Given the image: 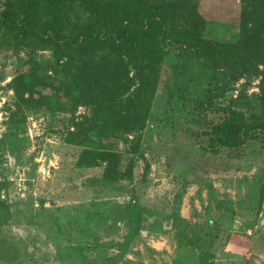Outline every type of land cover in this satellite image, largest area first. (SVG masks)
<instances>
[{
	"label": "rangeland",
	"instance_id": "obj_1",
	"mask_svg": "<svg viewBox=\"0 0 264 264\" xmlns=\"http://www.w3.org/2000/svg\"><path fill=\"white\" fill-rule=\"evenodd\" d=\"M197 7L206 39L237 41L238 0ZM31 47L38 78L59 86L73 63L56 65L50 49ZM29 52L0 41V264H264V136L205 150L199 103L219 73L165 58L144 128L113 145L124 153L138 141L131 177L105 182L102 166L78 167L81 149L64 143L69 115L35 101L16 106L8 84L27 71ZM259 81L240 78L214 100L251 123L261 115ZM239 94L247 105H230ZM85 113L78 106L73 117Z\"/></svg>",
	"mask_w": 264,
	"mask_h": 264
},
{
	"label": "trees",
	"instance_id": "obj_2",
	"mask_svg": "<svg viewBox=\"0 0 264 264\" xmlns=\"http://www.w3.org/2000/svg\"><path fill=\"white\" fill-rule=\"evenodd\" d=\"M198 1L3 0L0 41L11 44L13 51L30 50L27 71L8 84L16 106L35 101L51 113L69 115L64 143L81 149L77 166H102L105 182L129 179L138 141H131L124 153L113 145L127 142V135L136 136L144 128L160 65L172 55L221 75L199 103L206 119L205 150L215 155L264 136V0H238L234 43L203 36L207 22L198 12ZM31 46L50 49L56 65L63 60L73 63V69L64 70L59 86L38 78ZM251 77H260L256 102L261 115L245 123L232 107L217 105L214 99L240 78ZM238 102L247 105L240 94L229 104L239 106ZM78 106L86 113L74 118ZM123 155L128 159L121 167ZM258 201L264 203V181ZM134 219L137 233L139 214Z\"/></svg>",
	"mask_w": 264,
	"mask_h": 264
}]
</instances>
